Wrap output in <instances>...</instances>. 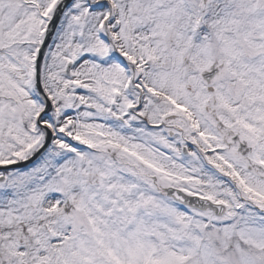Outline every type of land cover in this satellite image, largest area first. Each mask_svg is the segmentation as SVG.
Here are the masks:
<instances>
[{
	"label": "snow or ice",
	"instance_id": "1",
	"mask_svg": "<svg viewBox=\"0 0 264 264\" xmlns=\"http://www.w3.org/2000/svg\"><path fill=\"white\" fill-rule=\"evenodd\" d=\"M0 264H264V0H0Z\"/></svg>",
	"mask_w": 264,
	"mask_h": 264
}]
</instances>
